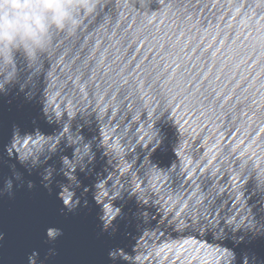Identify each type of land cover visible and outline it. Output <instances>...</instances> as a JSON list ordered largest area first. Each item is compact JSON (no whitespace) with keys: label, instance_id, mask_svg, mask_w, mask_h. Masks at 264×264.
Listing matches in <instances>:
<instances>
[{"label":"water","instance_id":"95a60500","mask_svg":"<svg viewBox=\"0 0 264 264\" xmlns=\"http://www.w3.org/2000/svg\"><path fill=\"white\" fill-rule=\"evenodd\" d=\"M251 2L101 0L103 8L95 17L85 18L80 29L53 35L42 54V67L35 73L39 79L33 99L26 101L15 88L7 96L0 95V157L7 159L4 145L12 123L22 132L39 127L51 134L57 127L48 125L42 116L43 91L65 110L69 132H78L80 124L85 141L96 137L92 145L95 159L90 165L93 174L85 177L77 170L82 186H91L96 173L108 182L119 177L128 188L139 183L149 205H138L135 196L123 193V199L114 201L115 206L122 205V217L113 221L116 235L101 236L96 220L99 209L91 191L87 194L90 210L60 216L54 185L49 195L35 172L31 177L25 173L36 186L31 191L26 187L17 190L12 200L0 198V231L5 233L0 241V264H22L32 248H46L43 230L53 219L64 229L55 242L56 264H104L110 247L119 246L135 255L145 241L159 244L168 240L177 245L188 241L185 247L191 249L223 246L235 253L234 264H242L244 255L249 264H264V228L255 235L254 230L232 232L237 223L243 228L252 217L264 224V188H257L255 173L234 188L239 183L233 180L235 153L229 155L234 144L240 148L250 144L249 152L264 150V41H258L264 33V12L249 8ZM20 70L34 71L26 65ZM140 81L143 87L138 90ZM105 104L108 108L102 112ZM117 105L120 111L112 117ZM76 109V118L69 119L68 111ZM113 128L108 142L120 137L121 144L128 145L126 160L135 155L131 145L139 141V157L127 172L120 171L125 161L103 155L95 144ZM153 129L161 142L150 153L151 143L143 147V142ZM63 154L71 157V148ZM54 161L56 156L49 163ZM153 164L163 169L159 175ZM17 168L23 171L18 164ZM7 171L0 163V176ZM238 193H243L239 200ZM201 195L205 205L212 201L208 218H215L213 225L219 221L225 235L213 231V225L181 232L168 224L174 212L164 217V200L179 197L191 207ZM197 209L203 211L201 205ZM142 211L149 213L147 224L137 215ZM170 260L180 264L171 255L164 264Z\"/></svg>","mask_w":264,"mask_h":264},{"label":"clouds","instance_id":"9594fccd","mask_svg":"<svg viewBox=\"0 0 264 264\" xmlns=\"http://www.w3.org/2000/svg\"><path fill=\"white\" fill-rule=\"evenodd\" d=\"M102 8L101 0H0V95L7 96L15 88L17 94L23 93L24 99L31 101L35 95L39 79L35 77V73L42 67V54L50 47L53 35L80 29L85 18L95 17L98 9ZM249 8L258 14L264 12V0H252ZM258 41H264V33L258 37ZM25 65L34 71L32 73L21 71L20 69ZM142 87L143 81H140L137 84V89ZM40 104L45 122L48 125L55 124L57 127L51 134H45L39 127H34L31 132H22L18 124H11L10 137L4 145V153L7 159L0 157V163L6 165L8 169L7 173L0 176V198L6 196L12 200L15 198V192L24 187L31 191L36 185L32 179L27 177H31L34 172L39 176L41 186L49 195H52L54 185L56 189L55 198L60 201V216L76 215L81 209L90 210L87 194L91 191L92 200L99 209L96 213L98 235L107 234L110 238L114 237L118 228L113 221L117 217H122V205L117 207L114 201L123 199V193L126 192L129 197L135 196L138 205H149L148 197L144 195L145 189L140 188L139 183L132 188L125 187V184L120 182L119 177L111 180V182L102 180L99 173H96V179L91 186H82L77 170L83 173L85 177L93 174V168L90 165H93L95 159L92 145L96 137L93 136L90 140L85 141L80 134L82 127L80 124L77 125L78 132H69L68 123L65 121V110L60 108L59 103H55L54 96H47L42 91ZM71 108L75 109V105H71ZM107 108L108 105L105 104L101 111L103 112ZM77 111L79 109L76 111L69 110L67 113L69 119H75ZM119 111V106H114L112 117H115ZM151 116L152 113L150 112L149 118ZM168 119L176 127V122L172 120L171 114H169ZM32 124H36L35 119H33ZM149 127L151 128L152 125L150 124ZM112 131L114 128L105 131L102 139L95 143L96 147L103 149V155L111 154L113 159L125 161L120 171L127 172L133 168L137 157H139V153L136 152L139 141L131 145L135 155L128 161L125 159L128 155V145H122L120 137L112 139L111 143L108 142ZM233 135L235 134L233 133ZM160 142L157 131L153 129L152 135L144 140L143 147H147L151 143L150 153H152L160 145ZM62 143L63 148L61 147ZM240 143L242 144L243 141ZM68 148H71V157L63 154ZM250 148V144L242 148L234 144L229 153V155L235 153L232 159V163L236 165L233 180L239 183H234V188L244 185L250 177H253V173H255L254 179L257 188H264V150L257 153L256 149H252L249 152ZM54 156L57 157V161L49 163ZM13 159L15 163H10L9 161ZM57 162L58 168L56 167ZM208 163L211 164L212 161L209 160ZM17 164L23 171L17 168ZM153 168L157 175L163 171L154 164ZM203 171L202 168L201 172ZM191 175L192 172H189L188 176ZM58 176L62 179H56ZM241 195L243 193L237 194L238 200ZM204 199L203 195L197 197L195 203L190 207L188 200L180 202L179 197L173 199L170 196L164 200V205H162L163 215L167 217L170 212H174L168 224L172 225L176 231L183 232L201 226L213 225L215 218H208L212 214L209 207L212 201L209 200L208 204L205 205ZM155 203H159V201ZM197 205H201L203 211H199ZM137 215L143 218L145 224L149 222L147 211L139 212ZM137 227L139 229V226ZM262 228H264V224H258L252 217L243 228L237 223L232 232L254 230L253 234L255 235L261 232ZM146 229L148 228L143 229L142 232H145ZM212 230L224 233V228L220 226L219 221H216ZM63 235L64 229L59 221L53 219L48 222L43 230L44 239L42 241L47 247L43 250L32 248L25 254L22 264H56L58 251L55 242ZM163 235L164 232L161 231L160 236ZM4 238L5 233L0 231V241H3ZM156 239L158 240L159 236ZM239 239H243V237ZM187 244L188 241L180 245L171 240L159 244L155 242L149 244L145 241L142 250L135 255L133 252L132 254L126 252L122 247L113 246L108 248L104 264H121V262L123 264H145V261L147 264H164L170 255L172 259H180V264H193V262L195 264H234L235 262V253L227 247L209 248L201 246L191 249L190 246L185 247ZM253 262H255V257H253ZM169 264H171V260ZM242 264H249L247 255L242 257Z\"/></svg>","mask_w":264,"mask_h":264}]
</instances>
